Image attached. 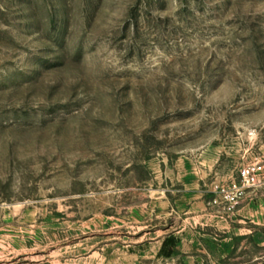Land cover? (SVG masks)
<instances>
[{"label": "rangeland", "instance_id": "1", "mask_svg": "<svg viewBox=\"0 0 264 264\" xmlns=\"http://www.w3.org/2000/svg\"><path fill=\"white\" fill-rule=\"evenodd\" d=\"M257 161L264 0H0V264H157L186 188Z\"/></svg>", "mask_w": 264, "mask_h": 264}, {"label": "crops", "instance_id": "2", "mask_svg": "<svg viewBox=\"0 0 264 264\" xmlns=\"http://www.w3.org/2000/svg\"><path fill=\"white\" fill-rule=\"evenodd\" d=\"M209 190L201 189L197 182L186 188L177 200L180 212L173 218V228H165L162 236L152 238L141 257L155 259L157 264L214 263L209 244L218 238L213 230L221 232L220 242L249 236L258 241L264 232V188L250 192L230 217L208 204Z\"/></svg>", "mask_w": 264, "mask_h": 264}, {"label": "built area", "instance_id": "3", "mask_svg": "<svg viewBox=\"0 0 264 264\" xmlns=\"http://www.w3.org/2000/svg\"><path fill=\"white\" fill-rule=\"evenodd\" d=\"M264 188V163L257 161L243 165L237 177L218 182L211 190L208 204L230 217L246 196L255 190Z\"/></svg>", "mask_w": 264, "mask_h": 264}]
</instances>
